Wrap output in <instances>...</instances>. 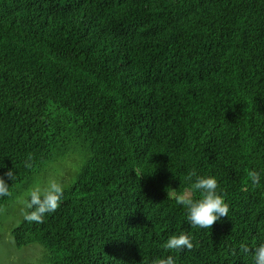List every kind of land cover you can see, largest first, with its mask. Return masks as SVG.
<instances>
[{"label":"trees","instance_id":"trees-1","mask_svg":"<svg viewBox=\"0 0 264 264\" xmlns=\"http://www.w3.org/2000/svg\"><path fill=\"white\" fill-rule=\"evenodd\" d=\"M64 158L57 209L9 229L41 264H254L264 0H0V175L16 176L0 214ZM193 171L229 206L211 228L173 198L201 197ZM181 232L193 248L166 249Z\"/></svg>","mask_w":264,"mask_h":264},{"label":"clouds","instance_id":"clouds-1","mask_svg":"<svg viewBox=\"0 0 264 264\" xmlns=\"http://www.w3.org/2000/svg\"><path fill=\"white\" fill-rule=\"evenodd\" d=\"M189 178L195 176L191 185L193 192H199L201 197L193 199L192 194L176 195L173 198L176 203L183 205L187 212V221L190 225L199 228H211L214 222L221 217L228 216L229 206L224 196L217 192L218 182L213 175H196L190 172ZM249 177L253 183L260 181V174L250 171ZM16 179L13 169L0 175V196L9 194L10 185ZM65 180L59 176L46 177L27 193L24 207L26 212L24 219L30 222L42 223L46 213L54 212L61 202L65 191ZM170 194L168 193V196ZM165 248L169 250L192 249V238L189 234L179 233L170 235L165 241ZM245 252L251 251L254 264H264V243H260L252 249L244 248ZM157 264H175L173 256L161 258Z\"/></svg>","mask_w":264,"mask_h":264},{"label":"rangeland","instance_id":"rangeland-1","mask_svg":"<svg viewBox=\"0 0 264 264\" xmlns=\"http://www.w3.org/2000/svg\"><path fill=\"white\" fill-rule=\"evenodd\" d=\"M63 160V163L58 162L54 165H51L47 171L37 176V183L35 185L39 184L46 177L59 176L66 179L68 177V171H71V168L68 170L66 165L72 167L74 162H71L69 158H64ZM30 190L23 191L21 197L12 204L8 205L6 208H3L0 214V264L43 263L42 247H40V245L32 244L21 249L17 248L14 239L9 232L10 226L15 223L17 224L20 221V217L23 215L25 207L18 209V206H20L21 203L24 205L26 195ZM14 219L15 223L12 224Z\"/></svg>","mask_w":264,"mask_h":264}]
</instances>
